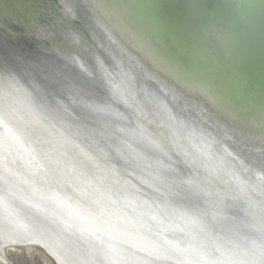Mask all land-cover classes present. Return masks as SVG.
Here are the masks:
<instances>
[{
	"label": "water",
	"instance_id": "water-1",
	"mask_svg": "<svg viewBox=\"0 0 264 264\" xmlns=\"http://www.w3.org/2000/svg\"><path fill=\"white\" fill-rule=\"evenodd\" d=\"M5 244L264 264V0H0Z\"/></svg>",
	"mask_w": 264,
	"mask_h": 264
},
{
	"label": "bare ground",
	"instance_id": "bare-ground-1",
	"mask_svg": "<svg viewBox=\"0 0 264 264\" xmlns=\"http://www.w3.org/2000/svg\"><path fill=\"white\" fill-rule=\"evenodd\" d=\"M136 50H138L139 52H138V54L146 61V63H148L151 67H156L158 70H161L162 68H160V67H157L158 65L156 64V63H154V61L146 54V53H144V52H142L141 50H140V47H139V49H136ZM162 71H163V73L167 76V77H171V75H168L166 72H164V69H162ZM161 71V72H162ZM176 80V79H175ZM177 81V80H176ZM178 82V81H177ZM215 110L217 109V110H219V108L218 107H215L214 108ZM221 109V108H220ZM221 111H223L222 109H221ZM252 123V125H251V128H256L257 127V123L258 122H251ZM246 127H249V126H246ZM251 140H247V142L249 143ZM22 246H24V247H22ZM36 246H33L32 247V245H11V244H5V245H3V250H1V253H2V255H3V261H1L0 263L1 264H11L9 261H8V259H7V255H8V257L9 258H14V257H16V258H14V259H17V258H19V256L20 257H23V255H25L27 258H29V257H32V258H34L35 259V263H33V264H54L52 261H51V259L47 256V254L44 252V251H42V250H40V249H38V247H36ZM19 248V249H18ZM19 254H21V255H19ZM17 261V260H16ZM17 263L18 264H22V263H19L18 261H17Z\"/></svg>",
	"mask_w": 264,
	"mask_h": 264
},
{
	"label": "rangeland",
	"instance_id": "rangeland-1",
	"mask_svg": "<svg viewBox=\"0 0 264 264\" xmlns=\"http://www.w3.org/2000/svg\"><path fill=\"white\" fill-rule=\"evenodd\" d=\"M22 247H24V246H22ZM33 247V246H32ZM36 248V247H35ZM19 249V248H18ZM39 249V248H38ZM41 250V249H40ZM19 255H21V254H19ZM7 257V259H8V261L11 263V264H18L17 263V261L19 262V263H22V264H33V263H35V259L34 258H32V257H29V258H27L25 255H23V257H20L19 256V258H17V259H14V258H16V257H14V258H9L8 257V255L6 256ZM17 260V261H16ZM1 264V263H0ZM42 264V263H41Z\"/></svg>",
	"mask_w": 264,
	"mask_h": 264
}]
</instances>
